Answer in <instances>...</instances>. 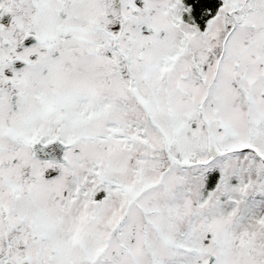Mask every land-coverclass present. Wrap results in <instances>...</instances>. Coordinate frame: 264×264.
Returning a JSON list of instances; mask_svg holds the SVG:
<instances>
[{"label": "snow or ice", "instance_id": "snow-or-ice-1", "mask_svg": "<svg viewBox=\"0 0 264 264\" xmlns=\"http://www.w3.org/2000/svg\"><path fill=\"white\" fill-rule=\"evenodd\" d=\"M0 264H264V0H0Z\"/></svg>", "mask_w": 264, "mask_h": 264}]
</instances>
